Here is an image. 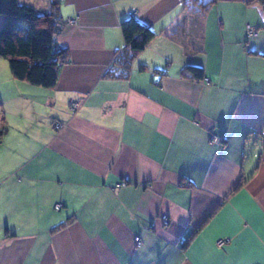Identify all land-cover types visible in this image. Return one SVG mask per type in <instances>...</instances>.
I'll return each instance as SVG.
<instances>
[{
	"label": "crops",
	"instance_id": "obj_1",
	"mask_svg": "<svg viewBox=\"0 0 264 264\" xmlns=\"http://www.w3.org/2000/svg\"><path fill=\"white\" fill-rule=\"evenodd\" d=\"M211 2L60 0L52 88L0 58V264H264V6Z\"/></svg>",
	"mask_w": 264,
	"mask_h": 264
},
{
	"label": "trees",
	"instance_id": "obj_2",
	"mask_svg": "<svg viewBox=\"0 0 264 264\" xmlns=\"http://www.w3.org/2000/svg\"><path fill=\"white\" fill-rule=\"evenodd\" d=\"M211 1L183 0L186 7L196 9H206ZM251 1L264 6V0ZM0 17V58L8 61L13 76L36 86L54 87L68 52L56 41L62 25L60 0H51V9L46 12L20 0H0ZM121 26L132 55L143 50L155 35L152 28L133 17L123 20ZM187 69L204 77L201 67L189 65Z\"/></svg>",
	"mask_w": 264,
	"mask_h": 264
},
{
	"label": "built area",
	"instance_id": "obj_3",
	"mask_svg": "<svg viewBox=\"0 0 264 264\" xmlns=\"http://www.w3.org/2000/svg\"><path fill=\"white\" fill-rule=\"evenodd\" d=\"M69 23H71V24H72V23H75V20H74V19H70V20H69ZM246 30H247V32H248L249 35H257V34H258V31H257L254 27H252L251 25H247ZM73 106L75 107L76 105L73 104ZM62 126H63V123L60 122V121H56V122L53 124V127H54L56 130L61 129ZM55 208L58 210V209L61 208V205H60V204H56V205H55ZM162 221H163V223H164L165 225H168L169 222H170V218H169L167 215H163V216H162ZM135 240H136V243H137V244H140V243H141L140 237H136ZM225 242H226V241H224V240L219 241V242H218V245H219V246H222Z\"/></svg>",
	"mask_w": 264,
	"mask_h": 264
},
{
	"label": "rangeland",
	"instance_id": "obj_4",
	"mask_svg": "<svg viewBox=\"0 0 264 264\" xmlns=\"http://www.w3.org/2000/svg\"><path fill=\"white\" fill-rule=\"evenodd\" d=\"M7 61V60H6Z\"/></svg>",
	"mask_w": 264,
	"mask_h": 264
}]
</instances>
